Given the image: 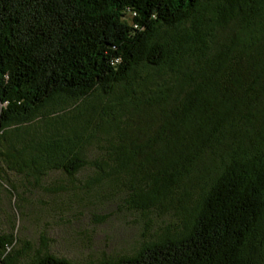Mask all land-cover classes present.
I'll return each instance as SVG.
<instances>
[{"label":"trees","instance_id":"16d2710c","mask_svg":"<svg viewBox=\"0 0 264 264\" xmlns=\"http://www.w3.org/2000/svg\"><path fill=\"white\" fill-rule=\"evenodd\" d=\"M85 169L148 231L176 218L90 264H264V0H0V196ZM16 239L0 264H75Z\"/></svg>","mask_w":264,"mask_h":264},{"label":"rangeland","instance_id":"374dc122","mask_svg":"<svg viewBox=\"0 0 264 264\" xmlns=\"http://www.w3.org/2000/svg\"><path fill=\"white\" fill-rule=\"evenodd\" d=\"M78 110H71L53 120L50 132L71 133ZM50 123L44 121L27 131L46 132ZM89 170L74 177L62 170L48 171L41 184L34 178L8 171L7 182L15 194L0 196V234L15 236L12 252L21 251L20 262H26L37 252H51L66 257L75 264H90L104 258L133 254L138 245L150 238L163 222L176 221L172 211L153 219L150 231L140 208H132L124 193L102 197L85 186ZM6 186V184L4 185Z\"/></svg>","mask_w":264,"mask_h":264}]
</instances>
